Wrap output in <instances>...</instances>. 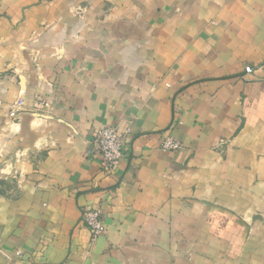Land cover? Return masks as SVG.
<instances>
[{
    "label": "crops",
    "instance_id": "1",
    "mask_svg": "<svg viewBox=\"0 0 264 264\" xmlns=\"http://www.w3.org/2000/svg\"><path fill=\"white\" fill-rule=\"evenodd\" d=\"M0 264H264V0H0Z\"/></svg>",
    "mask_w": 264,
    "mask_h": 264
},
{
    "label": "built area",
    "instance_id": "2",
    "mask_svg": "<svg viewBox=\"0 0 264 264\" xmlns=\"http://www.w3.org/2000/svg\"><path fill=\"white\" fill-rule=\"evenodd\" d=\"M44 105H48L45 102ZM25 107L24 99H17L9 112L12 119H17L19 112ZM182 147V142L173 137H167L162 142V149L176 151ZM91 157H99L101 166L106 174H111L121 164L126 156V137L116 127L106 126L98 130L88 150ZM85 222L89 225L93 237L96 238L106 230L104 214L101 209L86 210Z\"/></svg>",
    "mask_w": 264,
    "mask_h": 264
},
{
    "label": "rangeland",
    "instance_id": "3",
    "mask_svg": "<svg viewBox=\"0 0 264 264\" xmlns=\"http://www.w3.org/2000/svg\"><path fill=\"white\" fill-rule=\"evenodd\" d=\"M10 118V117H9ZM12 122V121H11ZM4 147H6L8 145V142L7 141H4Z\"/></svg>",
    "mask_w": 264,
    "mask_h": 264
}]
</instances>
